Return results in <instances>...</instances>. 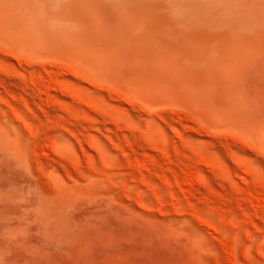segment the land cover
Returning <instances> with one entry per match:
<instances>
[{"label": "rangeland", "instance_id": "rangeland-1", "mask_svg": "<svg viewBox=\"0 0 264 264\" xmlns=\"http://www.w3.org/2000/svg\"><path fill=\"white\" fill-rule=\"evenodd\" d=\"M0 264H264V0H0Z\"/></svg>", "mask_w": 264, "mask_h": 264}]
</instances>
